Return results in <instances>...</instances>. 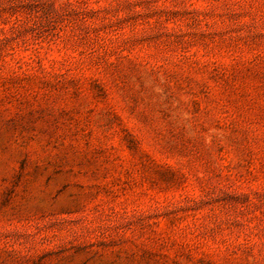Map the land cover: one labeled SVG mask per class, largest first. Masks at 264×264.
I'll use <instances>...</instances> for the list:
<instances>
[{
  "label": "rangeland",
  "instance_id": "obj_1",
  "mask_svg": "<svg viewBox=\"0 0 264 264\" xmlns=\"http://www.w3.org/2000/svg\"><path fill=\"white\" fill-rule=\"evenodd\" d=\"M0 264H264V0H0Z\"/></svg>",
  "mask_w": 264,
  "mask_h": 264
}]
</instances>
